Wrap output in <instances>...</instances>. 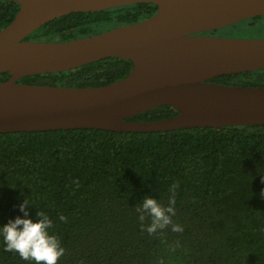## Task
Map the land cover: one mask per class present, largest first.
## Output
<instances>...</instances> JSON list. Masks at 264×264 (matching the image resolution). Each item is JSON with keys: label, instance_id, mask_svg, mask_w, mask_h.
<instances>
[{"label": "trees", "instance_id": "1", "mask_svg": "<svg viewBox=\"0 0 264 264\" xmlns=\"http://www.w3.org/2000/svg\"><path fill=\"white\" fill-rule=\"evenodd\" d=\"M18 10L17 0H0V30ZM156 10L155 4L141 2L71 13L26 39L91 36L143 20ZM132 66L130 60L108 58L19 82L93 87L123 78ZM9 76L0 73V81ZM212 81L264 86V69ZM176 113L161 105L132 119ZM262 181L264 124L165 132L79 128L0 133V227L24 216L20 205L27 199L28 218L35 221L43 211L53 220L49 232L66 249L58 264H264ZM177 182L172 219L183 232L169 227L149 235L142 223L146 227L151 218L141 222L136 207L145 196L167 206L169 188ZM5 247L0 235V264H35Z\"/></svg>", "mask_w": 264, "mask_h": 264}, {"label": "water", "instance_id": "2", "mask_svg": "<svg viewBox=\"0 0 264 264\" xmlns=\"http://www.w3.org/2000/svg\"><path fill=\"white\" fill-rule=\"evenodd\" d=\"M157 10L135 23L67 41L26 38L49 21L135 3ZM0 30V133L94 128L165 132L264 124V86L212 81L264 69V38L201 34L264 15V0H17ZM108 58L133 62L121 79L93 87L19 82ZM161 105L177 113L133 120Z\"/></svg>", "mask_w": 264, "mask_h": 264}, {"label": "clouds", "instance_id": "3", "mask_svg": "<svg viewBox=\"0 0 264 264\" xmlns=\"http://www.w3.org/2000/svg\"><path fill=\"white\" fill-rule=\"evenodd\" d=\"M76 183L79 186V182ZM178 188V182L170 186L171 195L167 206L151 196H145L141 204L136 207L141 222L145 221L146 217L151 218V223L146 227L142 223V229L149 235H154L158 230L169 227L172 232H183V227L174 223L172 219L176 214V190ZM260 195L264 198V190ZM28 205L27 199L20 205V211L24 213L23 217L17 216L0 227V235L3 236L6 246L5 250L18 253L21 259L34 261L35 264H58L61 257L65 255L66 249L62 246L59 238L49 232L53 227V220L43 211L37 212L38 219L35 221L28 218ZM60 219L67 222V218L63 215L60 216ZM177 246H179L178 242Z\"/></svg>", "mask_w": 264, "mask_h": 264}, {"label": "rangeland", "instance_id": "4", "mask_svg": "<svg viewBox=\"0 0 264 264\" xmlns=\"http://www.w3.org/2000/svg\"><path fill=\"white\" fill-rule=\"evenodd\" d=\"M257 28L256 32H251L250 29ZM220 36H232V37H241V38H250L248 35H254L255 38L264 37V20L260 21L256 27L250 26L246 23H240L234 25L229 29L223 30L218 33ZM253 37V36H252Z\"/></svg>", "mask_w": 264, "mask_h": 264}, {"label": "flooded vegetation", "instance_id": "5", "mask_svg": "<svg viewBox=\"0 0 264 264\" xmlns=\"http://www.w3.org/2000/svg\"><path fill=\"white\" fill-rule=\"evenodd\" d=\"M150 17V16H149ZM148 18V17H147ZM146 19V18H145ZM264 20V15H260V16H254V17H250V18H247V19H244L240 22H237L235 24H232L230 26H227V27H224V28H220V29H215V30H209V31H205L201 34H209V35H218V33L222 32L223 30L225 31L226 29H229L231 28L232 26L234 25H238L240 23H246V24H249L250 26H254L256 27V25L260 22ZM251 32H256L257 31V28H253V29H250ZM223 36V35H222ZM250 38H255L254 35H248ZM253 36V37H252ZM264 37H260V39H262ZM133 67V66H132Z\"/></svg>", "mask_w": 264, "mask_h": 264}]
</instances>
